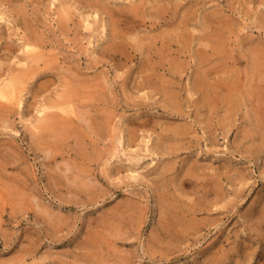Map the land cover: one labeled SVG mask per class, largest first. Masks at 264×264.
Wrapping results in <instances>:
<instances>
[{"label":"rangeland","instance_id":"obj_1","mask_svg":"<svg viewBox=\"0 0 264 264\" xmlns=\"http://www.w3.org/2000/svg\"><path fill=\"white\" fill-rule=\"evenodd\" d=\"M171 1L173 25L128 36L141 33L147 44L177 26L186 44L194 36L174 79L177 109L153 91L156 77L134 86L141 65L156 59L147 45L127 62L102 53L110 20L89 0H0V86L27 62V26L45 41L38 52L59 65L0 112V264H264V53L254 51L264 52V0ZM63 9L70 19L60 27ZM206 68L201 77L217 90L209 108L194 87ZM80 82L85 98L71 105L81 116L70 113V126L83 141L65 138L52 158L53 139L32 138L34 126Z\"/></svg>","mask_w":264,"mask_h":264},{"label":"bare ground","instance_id":"obj_2","mask_svg":"<svg viewBox=\"0 0 264 264\" xmlns=\"http://www.w3.org/2000/svg\"><path fill=\"white\" fill-rule=\"evenodd\" d=\"M89 1L91 6H94L100 9L102 12L106 13L110 20V31L108 32L109 41L100 42L104 44L101 48L102 53L112 58L124 60L125 62H127L128 60L136 57L138 53L143 54V52L145 51V46L147 45V52L149 54H155L156 59L154 61L147 60L141 65L139 74L142 80L135 82L136 84H134V86H150V84L153 82V77H156V79H158V82H155V84L153 83V91L155 93H161L162 95H164L166 103L164 106H168L169 104H171L174 109H177V103L179 101L180 94L178 90L174 89L175 87H177V83L174 81V79H179L183 74L184 69L182 68L179 60L180 57L183 56L184 47L188 45L190 41L195 39L194 36L191 35L190 39L187 38L189 41H187L188 43L186 44V40H184L183 37V32H178L180 26H175L176 28L164 29L157 34L147 36L145 40L147 44H145L143 41L144 38L140 35L141 33H137L135 36H128V32L144 26L152 28L162 22H164L165 25H173V23L175 22L174 18L176 16L177 5L179 4L173 3V1L171 0H129L127 3H124L125 0ZM69 14L70 13L67 9H63L61 11L57 20L60 27H65L68 25L70 19ZM212 15V12H206L204 14L206 24L210 23ZM167 16L170 17L167 18ZM183 20L188 21L189 19L188 17H185ZM121 25H123V27H121ZM27 29H29L30 34H24L23 37L25 39V46L23 49H25L26 52L22 51L25 52L23 59L25 61L27 60V62L21 63L23 65V68H10L9 80H7L4 84H1L0 86V112L5 114H8L10 112L15 103L18 106L21 105V93L24 91L25 84H28L29 81L34 79L35 76L39 77L44 75L48 77L49 74H52V72H54L55 69H58L59 67L57 58L53 59L48 55V59H45V55L38 52L39 49L45 47V41L30 27L27 26ZM210 46V43L205 44V47ZM258 46H255L254 49V51L257 53V57H259V54L264 53L263 50L260 49L262 46H259L260 48ZM4 49L8 50L9 52H14L15 50L12 46H6ZM218 53H220V45H217L215 49V54ZM212 54L213 52L211 53V55ZM199 55L201 58L207 61L206 63H208L211 58L208 50H202ZM29 60L31 61V64L29 63ZM255 63H258V61L256 60ZM255 68H257V70L259 69L258 66H255ZM160 69L163 71L168 70L172 77V80L170 79L168 83L164 82L162 80V77L165 75V73H159ZM209 70V68H206V70L203 69L202 75L201 72H199L196 74L194 79L195 89L203 93L202 104L203 106L207 105L208 108L209 105L213 102L212 98L214 97H211L210 94H217V90L215 89L216 87L212 85L213 90L210 91V84L207 81L203 80L201 77L205 76V73H207V71ZM66 79L67 78H65V87L70 85V81H66ZM73 84H75V86H73L72 89L68 87V89L65 90L64 93L63 91H61L63 93V95L60 97L61 99L54 102H48V105H45L44 109L41 111L43 114L41 115L43 117L41 118L42 120L40 121V118H38L37 123L39 124H35L34 126V128L37 130L35 132H37L38 134L36 133V135L32 133V138L42 135L46 140H49V138L53 139V144L51 145L52 148H49L50 156L52 158H54L58 154L59 144L65 138L72 135H77L79 140L83 141L84 136H82V132L76 130L80 127H77L75 129L74 127L70 126V124H75V121L73 119L74 117L71 118L70 115H78L77 112L72 108V102L75 100L80 101L83 97L85 98L84 88L80 86L82 85V82ZM169 87H171L172 89H169ZM228 91L229 90L227 89V92ZM227 96V94L224 95L225 99H227ZM228 106L227 109L229 108ZM173 112L175 113V111ZM80 116L81 114L77 117L80 118ZM184 129L186 128H183V130ZM44 132L46 133L44 134ZM174 133L175 135H180L182 131L180 128H175ZM84 151V148L79 149V152ZM127 166L129 169H132V171H134L131 165ZM196 167L198 168V166Z\"/></svg>","mask_w":264,"mask_h":264}]
</instances>
